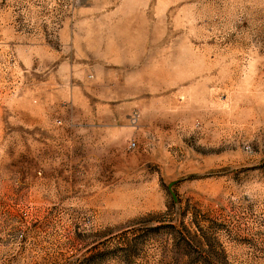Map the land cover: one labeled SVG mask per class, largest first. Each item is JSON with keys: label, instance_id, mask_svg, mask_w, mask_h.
<instances>
[{"label": "rangeland", "instance_id": "obj_1", "mask_svg": "<svg viewBox=\"0 0 264 264\" xmlns=\"http://www.w3.org/2000/svg\"><path fill=\"white\" fill-rule=\"evenodd\" d=\"M0 264H264V0H0Z\"/></svg>", "mask_w": 264, "mask_h": 264}]
</instances>
